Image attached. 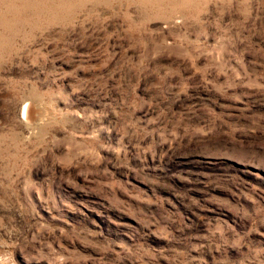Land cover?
Here are the masks:
<instances>
[{"label": "rangeland", "instance_id": "obj_1", "mask_svg": "<svg viewBox=\"0 0 264 264\" xmlns=\"http://www.w3.org/2000/svg\"><path fill=\"white\" fill-rule=\"evenodd\" d=\"M0 264H264V0H0Z\"/></svg>", "mask_w": 264, "mask_h": 264}]
</instances>
